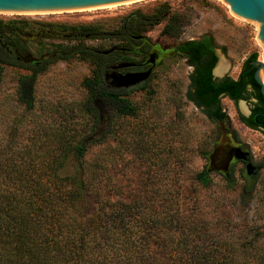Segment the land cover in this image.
<instances>
[{
  "label": "trees",
  "instance_id": "obj_1",
  "mask_svg": "<svg viewBox=\"0 0 264 264\" xmlns=\"http://www.w3.org/2000/svg\"><path fill=\"white\" fill-rule=\"evenodd\" d=\"M160 24L163 38L175 37L183 25L167 1L148 12L130 11L115 24L0 18V84L7 69L16 70L18 100L26 109L34 107L37 78L51 65L80 59L92 66L81 82L87 116L74 141L58 132L63 141L56 152L37 162L9 143L0 145V264H251V240L221 237L209 209L199 206L195 188L151 187L152 174L138 173L141 165L148 169L139 156L140 163L130 159L125 169L124 164L108 165L104 154L84 161L91 146L128 129L122 120L136 114L135 104L127 87H114L106 76L147 70L148 54L157 45L147 33ZM93 40L116 44L109 50L91 45ZM217 47L211 34L173 47L192 67L187 99L216 123L228 118L221 97L245 100L250 113L239 119L264 135V94L253 65L258 54L246 57L237 77L215 78ZM125 62L135 67L113 69ZM151 74L138 88L146 87ZM69 153L78 169L61 173ZM211 173L204 165L190 176V184L208 188ZM224 179L234 190L233 173ZM258 264H264V255Z\"/></svg>",
  "mask_w": 264,
  "mask_h": 264
},
{
  "label": "rangeland",
  "instance_id": "obj_2",
  "mask_svg": "<svg viewBox=\"0 0 264 264\" xmlns=\"http://www.w3.org/2000/svg\"><path fill=\"white\" fill-rule=\"evenodd\" d=\"M165 1L183 19L180 32L175 37H160V24L147 33V37L157 44L146 60L150 67H154L151 79L143 89L138 88L140 83L126 88L128 98L135 104L136 114L122 120L127 130L124 126L116 137L109 138L102 145L91 146L84 161L94 162L104 154L109 159L108 165L113 167L115 162L121 167L124 164L125 169L131 165H125L130 159L140 163L136 159L139 156L148 169L141 165L138 173L152 174L151 187L169 191L179 184L195 188L200 198L199 206L209 209L208 215L220 227L221 237L233 242L251 240V264H258V259L264 255V135L239 119V114L247 115L245 108H250L247 101L235 103L228 97H221V105L228 118L220 123L208 119L187 99L192 67L185 57L173 50L177 43L211 34L217 50L222 54L221 59L228 66L223 74L215 75L216 78L226 75L235 78L249 54L256 52L259 59L263 51L253 23L233 16L221 0H137L93 10L0 12V18L115 24L120 16L130 11L139 9L148 12ZM89 43L102 48L116 44L102 40ZM130 67H135V64ZM91 68L88 61L80 59L51 65L37 78L32 109H26L18 100L17 71L7 69L0 84V145L9 143L15 150L34 157L37 162L50 159L56 152L55 147L63 141V138H58V132H62L70 142L74 141L78 137L75 133L79 132L87 116L81 106L87 96L81 82L91 73ZM140 132L139 136L136 135ZM230 148L248 152L250 163L259 166L256 173L248 174V161L235 156L230 159L226 170L215 167L220 163L221 156L211 164L209 156L214 151L220 153ZM204 165L212 168L210 186H192L190 176ZM77 167V161L69 153L61 173H73ZM113 171L111 169L110 173ZM230 172L235 181L231 191L224 179V175Z\"/></svg>",
  "mask_w": 264,
  "mask_h": 264
},
{
  "label": "water",
  "instance_id": "obj_3",
  "mask_svg": "<svg viewBox=\"0 0 264 264\" xmlns=\"http://www.w3.org/2000/svg\"><path fill=\"white\" fill-rule=\"evenodd\" d=\"M137 0H0V12L2 13H45V12H66V11H81L91 10L97 8H104L110 6H116L120 4L130 3ZM227 5L230 13L242 20L253 23L256 26V37L260 44L263 46L262 62L256 59L253 65L257 66L255 70V78L261 85V91L264 94V86L258 77V72L261 69V74L264 79V0H221ZM109 50H112L110 48ZM109 50H104L108 52ZM218 60L212 69V74L215 76V67L218 64L222 54L216 49ZM153 61V59L151 60ZM133 63L125 62L113 66V69L130 67ZM152 67L143 71H132L125 74L114 71L110 73L107 78H111V84L114 87H129L131 85L139 84L145 81L151 74ZM245 103V100H241ZM246 109V114L250 113V110ZM222 157L219 164H215L217 168L226 167L230 159L235 156L241 160H247L248 152H243L240 149H226L223 152L214 151L210 155L211 164H214L215 158ZM212 170V168H208ZM247 173H256V167L248 160L246 164Z\"/></svg>",
  "mask_w": 264,
  "mask_h": 264
},
{
  "label": "bare ground",
  "instance_id": "obj_4",
  "mask_svg": "<svg viewBox=\"0 0 264 264\" xmlns=\"http://www.w3.org/2000/svg\"><path fill=\"white\" fill-rule=\"evenodd\" d=\"M131 3V2H130ZM125 4H129V3H125ZM120 5H123V4H120ZM116 6H118V5H116ZM112 7H115V6H110V7H104V8H112ZM98 9V8H97ZM91 10H93V9H91ZM52 13H54V12H52ZM262 55H263V51L261 52V54H260V57H259V61L260 62H262ZM222 57V56H221ZM221 59V58H220ZM227 63L226 62H224V60L223 59H221L219 62H218V64L216 65V67H215V74L217 75V74H223L225 71H226V69H227ZM258 77H259V79H260V81L263 83V86H264V79H263V77H262V74H261V69L259 70V72H258Z\"/></svg>",
  "mask_w": 264,
  "mask_h": 264
},
{
  "label": "flooded vegetation",
  "instance_id": "obj_5",
  "mask_svg": "<svg viewBox=\"0 0 264 264\" xmlns=\"http://www.w3.org/2000/svg\"><path fill=\"white\" fill-rule=\"evenodd\" d=\"M221 78H222V77H221ZM248 103H249V102H248ZM249 105H250V104H249ZM249 110H250V108H249ZM248 157H249V156H248ZM248 160H250V158L247 159V160H245V161H248ZM243 161H244V160H243ZM245 161H244V162H245ZM258 168H259V167H256V171L258 170Z\"/></svg>",
  "mask_w": 264,
  "mask_h": 264
}]
</instances>
